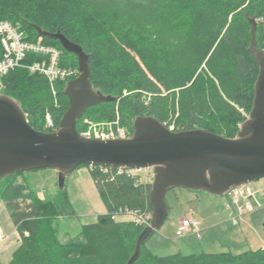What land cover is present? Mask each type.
<instances>
[{
  "label": "trees",
  "instance_id": "1",
  "mask_svg": "<svg viewBox=\"0 0 264 264\" xmlns=\"http://www.w3.org/2000/svg\"><path fill=\"white\" fill-rule=\"evenodd\" d=\"M249 18L257 22L256 42L264 51V0H0V20L27 40L58 48L61 66L79 69L77 56L36 27L60 30L82 45L93 87L116 97L88 107L77 122L80 133L86 117L128 125L132 134L134 119L151 115L176 131L205 128L236 137L259 73L248 50ZM41 58L27 54L22 66L3 76L0 94L17 100L35 129L53 131L45 126L46 114L58 129L69 106L64 89L74 77L51 82L32 72L28 65ZM21 173L7 176L0 191L20 236L10 264H127L146 223L116 216H151L152 182L129 169L92 166L107 211L62 240L55 218L76 215L65 187L57 199L39 198L18 181ZM133 264H264V249L157 255L144 241Z\"/></svg>",
  "mask_w": 264,
  "mask_h": 264
},
{
  "label": "water",
  "instance_id": "2",
  "mask_svg": "<svg viewBox=\"0 0 264 264\" xmlns=\"http://www.w3.org/2000/svg\"><path fill=\"white\" fill-rule=\"evenodd\" d=\"M252 24L248 50L259 66L253 105L236 137L205 128L173 130L151 115H139L127 138H86L77 122L88 107L116 100L96 90L91 82L90 55L82 45L60 30L36 27L40 36L58 39L79 62V74L68 80L64 94L69 106L53 131L35 129L17 100L0 94V178L32 169L54 168L58 183L80 165L125 169L153 168L150 190L152 216L139 234L127 264L139 257L146 239L165 222L169 214L168 190L175 187L202 189L222 195L235 186L264 177V51L256 42L257 22Z\"/></svg>",
  "mask_w": 264,
  "mask_h": 264
},
{
  "label": "rangeland",
  "instance_id": "3",
  "mask_svg": "<svg viewBox=\"0 0 264 264\" xmlns=\"http://www.w3.org/2000/svg\"><path fill=\"white\" fill-rule=\"evenodd\" d=\"M247 118L249 114L242 111ZM87 127L107 130L106 121H93L85 118ZM242 125V124H241ZM131 132L130 126H124ZM173 126H171L172 128ZM241 127V126H240ZM134 130V128H133ZM92 166L80 165L66 176L65 189L76 215L55 218L54 225L62 240L76 235L83 224L97 221L99 215L106 213L102 200L91 174ZM143 182H153V168L135 169ZM0 178V191L7 182ZM18 181L26 183L36 196L43 199H57L61 188L58 183V171L54 168H40L23 171ZM256 187L264 188V177L253 181ZM231 197L228 194H213L202 189L175 187L168 190L166 200L169 214L163 225L152 232L146 245L157 255L176 252L182 254L201 252L231 251L240 253L246 249L264 247V195L256 194L260 206L232 221L237 207H228ZM144 215L125 213L116 216L117 220L137 219ZM184 218L200 222L195 233L177 235ZM142 219V218H140ZM150 223V222H149ZM149 223H146L148 225ZM0 264H10L13 252L20 243V236L14 221L0 196Z\"/></svg>",
  "mask_w": 264,
  "mask_h": 264
},
{
  "label": "built area",
  "instance_id": "4",
  "mask_svg": "<svg viewBox=\"0 0 264 264\" xmlns=\"http://www.w3.org/2000/svg\"><path fill=\"white\" fill-rule=\"evenodd\" d=\"M0 43V89L3 76L10 70L22 66L24 59L29 53L42 56L40 60L28 65L29 69L32 72H39L45 75L51 82L72 78L79 73L77 68L60 65L61 51L58 48L44 44L41 39L36 41L27 40L25 33L8 20H0ZM45 126L49 129L57 130L54 118L50 113L46 114ZM80 134L86 138L99 139L127 138L131 136V133L124 126H115L112 123H109L107 130H96L89 126ZM129 170L134 171L135 169ZM257 192L260 195H264V188L256 187L254 182H248L235 186L225 193L231 197L230 201L227 202L228 207L230 209H233V206L237 207V215L232 218L234 223H237L240 215L252 212L260 206L256 199ZM151 216L146 214L139 217L138 220L149 223ZM199 225L200 222L196 219L184 218L176 230V234L187 235L195 233ZM0 239H2V236H0Z\"/></svg>",
  "mask_w": 264,
  "mask_h": 264
}]
</instances>
